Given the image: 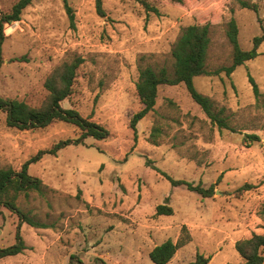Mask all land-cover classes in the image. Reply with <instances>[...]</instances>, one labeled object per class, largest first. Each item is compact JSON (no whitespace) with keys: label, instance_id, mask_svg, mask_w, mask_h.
Returning <instances> with one entry per match:
<instances>
[{"label":"rangeland","instance_id":"1","mask_svg":"<svg viewBox=\"0 0 264 264\" xmlns=\"http://www.w3.org/2000/svg\"><path fill=\"white\" fill-rule=\"evenodd\" d=\"M18 0H0L9 11ZM158 9L147 12L136 0H34L20 21L6 25L2 48L0 96L40 107L47 99L45 81L56 67L82 57L72 96L62 103L109 131L105 140L88 138L57 155H45L29 172L48 187L19 205L47 229L22 224L28 247L0 264H68L77 255L84 264H153L149 253L168 239L177 241L186 226L191 242L169 264H241L236 242L264 234V42L259 56L230 75L200 76L197 90L223 110L229 128L212 124L185 84L163 85L154 112L130 127L143 105L138 97V65L147 55L155 65L171 64V49L181 30L209 23L208 70L232 63L226 35L234 18L242 49L264 30V0H146ZM255 4L258 12L242 7ZM255 79V96L248 74ZM157 130L156 143L151 135ZM79 130L65 122L43 129L18 130L0 111V168L20 170L40 150L76 138ZM256 135L258 141H250ZM151 165H148V163ZM156 167V168H154ZM209 188L204 198L185 186H173L161 174ZM167 204L173 215L157 214ZM19 218L0 213V248L16 242Z\"/></svg>","mask_w":264,"mask_h":264},{"label":"trees","instance_id":"2","mask_svg":"<svg viewBox=\"0 0 264 264\" xmlns=\"http://www.w3.org/2000/svg\"><path fill=\"white\" fill-rule=\"evenodd\" d=\"M34 0H18L9 11L0 10V69L3 63L2 48L7 38L5 34L6 25L20 21L24 10ZM140 2L147 12L158 13V9L146 0ZM182 3L184 0H173ZM65 7L72 26H75L73 9L69 6L68 0H64ZM242 7L258 12L255 4L242 2ZM97 12L105 16L101 0H97ZM226 35L232 46V63L228 67H222L214 72L208 70V56L211 45V30L209 23L189 25L181 30V33L173 43L171 49V64L155 65L149 62L147 55H141L138 65V81L136 89L143 108L134 114L130 127L137 137V125L149 113L154 112L157 104L159 89L163 85L177 86L185 84L192 100L198 104L210 119L212 124L220 130L228 129V123L223 116V110L217 111L213 100L200 93L194 79L200 76L219 75L224 72L230 76L237 67L246 62L256 59L259 56V47L264 42V30L261 35L253 38V47L244 50L239 43V27L237 21L232 18L226 29ZM84 62L82 57H76L71 62H64L54 69L45 81V89L48 92L47 99L40 107H34L17 99H5L0 96V111L6 113V123L11 128L18 130L43 129L55 122H65L75 126L80 134L76 138L63 139L56 142L51 148L40 150L36 155L30 157L20 168L15 170L11 167L0 168V213L7 209L16 214L19 218V225L16 228V242L8 247L0 248V261L3 258L22 254L28 247L21 235L22 224L33 228L47 229L50 226L36 220L31 212L24 211L19 205L21 197L29 198L32 193L44 196L48 187L42 180L29 172L32 164L39 162L45 155H57V153L69 145L84 143L86 139L105 140L109 131L100 124L91 121L89 117H83L79 111L73 108H64L62 103L69 99L74 92V84L77 78V71ZM249 83L252 86L255 96H260L259 87L253 78L248 74ZM157 130L151 135L152 141L156 143ZM250 141H258L256 135L247 136ZM148 165L151 163L147 162ZM156 168V167H154ZM173 186H185L189 191L196 192L204 198H211L215 194L214 185L205 188L202 184H193L186 180H176L164 172H161ZM159 215H173V208L167 204L157 207ZM192 238L186 226L182 227V235L177 241L168 239L155 246L149 253L153 264H169L177 251L191 242ZM235 248L241 256V264H264V234H253L236 242ZM98 261H104L98 258ZM209 259L198 256L197 261L192 264H207ZM68 264H84L77 255H71Z\"/></svg>","mask_w":264,"mask_h":264}]
</instances>
